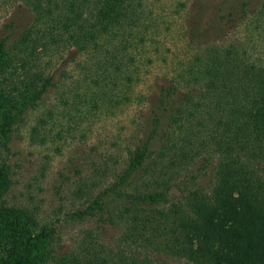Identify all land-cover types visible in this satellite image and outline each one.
<instances>
[{
	"label": "trees",
	"instance_id": "trees-1",
	"mask_svg": "<svg viewBox=\"0 0 264 264\" xmlns=\"http://www.w3.org/2000/svg\"><path fill=\"white\" fill-rule=\"evenodd\" d=\"M2 3L16 14L19 9L30 14L23 26L13 16L0 25L4 147L12 125L55 86L49 72L55 61L64 68L70 62L76 65L89 90L82 98L64 99L63 112L71 106L80 110L81 105L89 112L110 110L119 101L130 102L137 62L151 63L147 49L158 36L148 29L158 26V15L146 0ZM251 6L249 1H236L220 8L224 12L218 18L232 27L241 25L249 19ZM206 9L199 4L186 28V42L194 51L158 86L143 136L107 188L86 196L81 188L73 191H79L89 207L75 209L69 217H95L103 194L124 191L136 180L143 186L151 181L152 186L128 195L126 201L122 198L118 219L124 228L114 247L95 243L87 235L80 242L81 259L71 264H264V10L243 43L211 46L205 39L214 23L205 25ZM38 123L31 129L34 136L40 124L46 125L42 119ZM155 139L161 141L158 150L152 149ZM197 160L203 168L214 164L212 190L169 200L166 183L172 174L188 170ZM4 170L0 168V186L8 182ZM145 176L148 184L141 180ZM11 213L0 202V217ZM41 229L47 240L53 239V228ZM30 245L25 243L12 264H29Z\"/></svg>",
	"mask_w": 264,
	"mask_h": 264
},
{
	"label": "rangeland",
	"instance_id": "rangeland-1",
	"mask_svg": "<svg viewBox=\"0 0 264 264\" xmlns=\"http://www.w3.org/2000/svg\"><path fill=\"white\" fill-rule=\"evenodd\" d=\"M236 1L239 0H146L158 15V26L148 28L158 32L153 47L147 49L151 63L137 62L138 74L128 90L130 102L119 101L110 110L89 112L81 105L80 110L71 106L63 112L64 99L70 102L72 96L82 98L89 90L72 62L65 64V68L59 61L49 65L55 86L12 125L6 147L0 136V168L6 169L8 180L6 185L0 186V202L13 210L9 216L0 217V264H12L26 242L31 244L29 264H71L72 260L81 259L80 242L87 235L95 243L114 247L119 230L124 228L118 219L123 212L122 198L144 187L147 189L152 186L151 181L143 186L136 180L123 188L124 191H108L100 200L97 215L80 220L70 219V213L89 206L79 198V191L76 194L73 191L81 188L85 192L83 196L101 192L113 180L114 172H119L129 150L143 136L145 118L158 86L168 80L175 69L186 64L194 51L186 42L185 32L199 4L208 10L205 25L214 23L205 39L209 45L244 42L246 31L264 9L260 0H245L252 4L249 19L232 27L230 22L225 24L218 17L224 12L220 8ZM11 9L7 3L0 4V25L12 16L21 26L27 23L30 14L26 9H19L17 14ZM40 119L45 120L46 125L40 124L39 133L34 136L31 129L38 126ZM169 124L174 129V124ZM151 145L158 150L161 141L155 139ZM200 164V160L194 161L188 170L172 174L166 183L169 200L212 190L216 181L215 166L208 163L203 168ZM96 166L104 173L96 172ZM190 174L194 178L188 177ZM141 180L148 184L147 176ZM120 192L123 195L119 197ZM43 227L54 229L55 235L50 241L42 235Z\"/></svg>",
	"mask_w": 264,
	"mask_h": 264
}]
</instances>
